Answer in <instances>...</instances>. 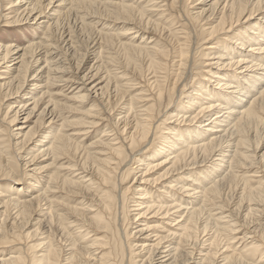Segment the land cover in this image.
<instances>
[{
	"label": "bare ground",
	"instance_id": "obj_1",
	"mask_svg": "<svg viewBox=\"0 0 264 264\" xmlns=\"http://www.w3.org/2000/svg\"><path fill=\"white\" fill-rule=\"evenodd\" d=\"M107 1H99L100 3L104 2L102 4H104L103 9L105 8L104 13L106 15L100 13L104 17L115 19L116 22L123 21L125 27L129 26L124 30L128 33H126L127 35H138L140 31L134 32L137 27L134 26L135 22L133 20H135L137 12L141 15L143 13L135 9L137 6L133 5L134 0H121L122 2L119 5L113 4L112 0ZM157 1L149 0L150 3L152 2V7L162 8L163 6L155 5L157 3L154 2ZM188 1L190 4L191 0ZM99 2L97 0H9L10 7L7 10H13L12 12L17 13V15L22 10L27 20L30 19L33 22L42 20L47 17L48 10L52 12V14H49L52 20H48L49 23H41L42 26L39 28H41L40 33H42V36H39L35 41L26 40L25 45L17 47H13L11 43L3 44L0 42V60L4 61L3 64H6L9 70L7 75H12L11 78L0 76V81H6L0 84V90L7 89L5 99L8 100L25 96L23 97L24 101L20 102L19 105L13 102L6 116L0 119V159L6 152L4 150H9V146L2 142L3 135L7 130L2 128L1 123L9 120L8 125L13 126L18 121L19 116L23 114L25 115L24 123L30 122L31 118L36 116L37 120L42 121L43 118L45 119L42 134L39 132L33 134V130L30 128L23 134L20 141L23 143V148L24 146H33L31 151L33 158L27 162V166H36L34 163L39 162L41 159L48 163L40 168L34 167L30 171L35 174L32 176V179L36 181L33 188H37V194H32V201L20 200L19 196L24 188H20L18 194L13 193L11 196L8 195L11 193L9 192L10 188L9 191L0 188V195L3 194L0 199L4 197L0 204L5 207L4 212H7L10 206L15 205L19 208V210L17 209L19 214L24 218L31 216L27 211L30 214L42 217L37 220V224L34 226V238H42L28 247L29 250L35 253L34 258L30 259L28 255L26 256L27 253L26 251L23 252V249L21 252L9 254L8 258H2L1 264H236L245 260L247 264L249 262L264 264V254L261 252L263 248L261 244L255 241L256 239L248 242L246 246L244 245L245 247L241 253L236 255L238 260L241 259L239 261L229 253L220 255L217 258L216 255L220 251L216 254V250L214 251L212 247L203 249V245L200 244L202 242L199 243L197 239L200 217L209 208L221 210L219 215L215 216L216 221L228 220L225 222L228 225L233 223L231 215L236 216L234 212H231L233 208L231 211L229 210L230 213L228 212L231 215H228L225 212L227 208L223 206L226 203L223 205L221 203L226 191L228 194L231 191L235 192L237 214L243 213L245 219L257 217L264 221V152L261 155L258 152L262 141H264V136L261 137L264 133L262 127L264 126V0H202L201 3L199 2L203 6L199 8L197 13L195 12L193 19L202 24L201 31L196 32L189 29L186 34L185 45L180 49L178 47V68L180 72L176 76L175 83L173 82V89L177 88L176 85L179 81H182L183 75L186 76L187 74V77H191V79L199 75L193 72L194 59L191 55L194 52L192 53V43L193 46L202 40L212 43L208 51L203 53L202 56L204 58L213 57L209 59L210 64L208 65L214 67L215 71H208L209 79L196 83L197 87L195 86L191 90L186 98L187 102L175 110L165 112L167 114L164 113L167 115L165 123L169 122L165 125L172 123L174 125L170 126L169 129H164L167 131L165 134L162 133V129L161 146L158 147V150H155L153 155L143 160L137 159L135 155L148 149L153 139V137L151 139V133L153 134L157 123L154 122L161 116L163 117L157 102L158 100L160 102L164 97L162 89L158 92L156 103L143 107L145 108L142 111L143 113H137L138 109L135 104L137 101L140 103L142 97L134 96L135 98L129 102L126 111L129 115L124 118V122L129 123V120L128 122L126 120L133 113L134 130L127 137L130 141L128 144H114L116 139L112 140L111 137L114 136L117 129L107 127L100 133L99 139L93 142L89 148H84L83 144L79 142L80 140L77 141L79 137L81 139L86 135L81 134V132L87 131V129L77 130L76 133L70 135L64 132H67L66 130L71 127L76 128L85 124H90L95 128L99 120L89 123L87 117L84 116L79 124L68 121L62 114V111L66 110V106L59 103V100H56V95L53 94V90L60 87L62 82L71 81L68 75L69 70H65L66 67L64 68L61 61L63 56L61 57L58 53L60 51H58L59 47L56 45L57 30H61L60 27L62 22L66 20L65 18L72 17L71 15L80 18L83 16L80 15L81 10H93ZM164 2L168 4L165 7H170V4L171 7H176L179 0H163L161 3ZM169 2L171 3L169 4ZM191 4H194V2H191ZM142 7L144 8V6ZM97 8H95L96 11H98ZM145 10L147 9L145 8ZM87 12L90 13V11ZM147 13L149 12L147 11ZM163 14L162 12L158 15L163 16ZM92 15L94 16V14ZM49 16L48 19H50ZM183 17L185 18V16ZM257 18H260V23L239 29L243 24ZM140 19L139 17L137 22H141ZM81 20V24L86 22L85 19ZM142 22L144 23V19ZM87 25L88 23L84 24V26ZM158 26L159 23L155 27L158 28ZM89 27L92 29L93 26ZM154 28L151 30H154ZM160 28L163 30L162 27ZM142 32L141 37L145 39L147 35L144 34L143 28ZM108 35L109 37H105L111 43L113 41L112 37H110V34ZM69 36L67 35L64 38V35H62L61 39L63 41L67 38L70 39ZM133 42L121 45L125 52L122 53L128 57L130 63L136 64L138 62L141 66V62L147 59L149 69L153 68L155 71L166 70L167 58H171V53L168 50L158 43L151 44L153 46L150 48L147 43L142 46ZM108 48L106 47V49ZM96 56L98 57V52H96ZM58 57L60 59L57 60ZM191 58L193 61H191ZM84 59L86 58L84 57ZM213 61L217 62L211 63ZM134 68L136 70L138 66L137 68L134 66ZM32 73H34V77H32L34 83L31 85L32 88L29 89L26 86H28V77ZM98 73L96 72L95 76ZM85 75V77L79 79L82 83L76 82L81 84L80 89L85 93L76 92L72 97L73 100L85 101L90 97L91 90L88 87L91 83L89 82L96 77L92 76L88 79L87 74ZM15 80H17L16 86H14L15 83H12ZM100 85L99 83L96 84L92 87V90L97 89ZM107 88L108 86H106V91ZM12 89L15 93L9 96ZM104 89L100 87L99 90L104 93ZM123 91L125 92V90ZM1 98L4 97L1 96ZM169 100H171V97H169ZM11 113H14V115L9 116ZM23 129H20L21 132H23ZM260 129L263 130L262 134ZM11 131L13 132L12 127ZM40 144H42L41 147H39ZM140 145L143 147L138 150ZM82 152L84 155H81ZM8 154L10 155V153ZM77 156L81 157L80 163H77ZM5 157L7 158V156ZM64 160H66V166L61 168L65 172L64 175L57 172L59 168L52 174L48 172L51 169H56L59 163ZM5 163L7 165L9 161ZM11 163H13L12 160H10ZM81 163L82 165L79 167L78 164ZM132 163L136 166L133 167ZM138 174L140 175L138 176L139 180L137 179ZM132 175L134 180H138L137 184L139 185L125 186ZM28 178L31 177L27 176ZM41 181H44L42 188L39 185ZM168 181L171 182L167 183L164 189L157 191L159 196H156L149 189L148 184H152V186L164 185ZM66 187L75 189L71 194V198L75 199L73 200L75 206L64 212L60 208L57 209L59 206L57 202L58 191L61 192ZM137 196L139 197L136 198ZM228 196L230 197L231 194ZM132 212H136V215H132ZM225 214L227 215L224 216ZM0 215L3 216L4 214L0 213ZM5 221L4 223H6ZM164 221L170 224L168 226L172 228L171 231H166L162 227ZM245 221L244 224L247 223ZM4 223L1 222L2 228L4 225L7 226V223ZM131 225H136L133 232L131 230L133 226ZM213 226L216 225L213 224ZM236 226L235 223L229 226L230 236L233 240L254 239L252 235H255V233H244L243 230L239 231ZM74 227L80 232L76 233ZM262 227L264 229V226ZM12 231L14 233V230ZM31 233L33 234V231ZM32 234L28 233L27 236ZM74 234L75 236H73ZM240 234L243 235L239 237ZM16 238L21 241L18 235H16ZM134 239L141 241H139L140 243L131 242ZM81 240L83 241L80 242ZM60 242L63 244H60Z\"/></svg>",
	"mask_w": 264,
	"mask_h": 264
},
{
	"label": "rangeland",
	"instance_id": "obj_2",
	"mask_svg": "<svg viewBox=\"0 0 264 264\" xmlns=\"http://www.w3.org/2000/svg\"><path fill=\"white\" fill-rule=\"evenodd\" d=\"M97 1L99 2L102 0H97ZM105 1H107V0H104V2ZM143 1L144 0H134V2H133V5L137 6V8H135V9L138 11H141L143 13V15H141L139 12H137L136 13L137 16H135V18H134L135 20H133V22H135L134 26L137 27V30L136 31L134 30V32L140 31V33L138 35H136V34L127 35L128 33L124 32V30L126 28H128L129 26L125 27V24L122 23L123 21L122 22L121 21L116 22V20L111 18V17L110 18L106 17V16L104 17L103 15H106V13H104L105 8L103 9L104 4H102L104 2H101V3L99 2L95 6V8L98 7L97 8L98 11H96L95 8H93V10L92 9H85V8H84L85 10H81L80 15H83V16H81L82 18L81 17L80 18L85 19V21H86L82 24H81L82 20L75 15H71L73 18L72 17L65 18L66 20H64L61 24V27H60L61 30L58 29L57 33H56V38H57L56 45L59 47L58 51H60V52H58V53L60 54L61 57L63 56L62 60H61L63 63L61 61L60 62L64 65V68L66 67L65 70H67V71L69 70L68 75L70 76L71 81L68 80L66 83L62 82L61 86L58 85L60 87H56L53 90V94L56 95L55 96L56 100L57 101L59 100V103L66 106V110H63L62 114H63V117L67 118L68 121L74 122L75 124H79L82 120V117H84V116L87 117L86 119H88L87 121L89 123L91 121H94V120L95 121L99 120L98 125L95 128H93L90 124H85L83 126H78L76 128L71 127V128H69V130H66L67 132H64V133H67L68 135H70V134L76 133L77 130L87 129V131H83L86 133L81 132V134H86V135L85 136L82 135L83 137L81 139L79 137L77 139V141L80 140L79 142H81V144H83L84 148H89V146L92 145L93 142H95L99 139L100 133L107 127H110V128L112 127V128L117 129L116 133H114V136L111 137L112 140L116 139L114 141V144H120V143L128 144L130 141H129V139H127V137H129L134 130V120L132 117L133 113H131L129 118L126 120L127 122L129 120V123L126 124V122H124V118L129 115V113L126 112L128 107H129V105H128L129 102H131V100L134 99L136 96L142 97V100H140V103H138L139 101H137V103H135V104H136V107L138 109V110L136 109L137 113H143L142 111L145 109L143 107H148L149 105L156 103L155 100H158V92L160 89H162L164 91V97L160 100V102H159V100L157 102L159 104L158 108L160 109L161 114H163V117L161 116L158 119L161 122H159L158 120H156L154 122V123H156V122L157 123L154 127L153 134L151 133V139H152V137H153V139H152L150 145L148 146V149L147 150L145 149L146 151L143 153L135 155V157L137 159H141V160L148 158L149 156L153 155L155 153L156 149L158 150V147H160L161 143H162V139H161L162 133L163 134L167 133V131H165L164 129H169L170 126L174 125L173 123L169 124V125H165V124L169 123V122L165 123L166 116H167L165 114H167L168 112H170L172 110H175L176 108L182 106L183 103L187 102L186 98L191 93V90L197 85L196 83L199 81L203 82L205 79H209V74L207 73L208 71H210V70L215 71L214 67L212 68V67H210L211 65H208V64H210L209 59H211L213 57L211 56V58H204L202 56L203 53H206L208 51V48H210L212 43L211 42L207 43L206 40H202L199 43H195L196 44L195 46H193V43H192V47H193L192 53L194 52V54L191 55V57L194 59V61H193V59L191 58V61H193L192 67L194 66L193 72H195L199 75L193 79H191V77H187V74H186V76L183 75V77L181 79L182 81H179V83L176 85L177 88L173 89V86H174L173 82L175 83L176 76L180 72V69L178 68V61H179L178 51L180 48H182L185 45L186 38H187L186 34L188 33L189 29L196 31V32L201 31L202 24L199 21L197 22L196 20H194L193 17H194V14H196L197 11H199V8H201L203 6V5L199 4V2L200 3L202 2V0H191L190 4L188 3L189 2L188 0H179V3L177 4L176 7H171V4H170L171 2H169L170 7L169 6L165 7L168 4H167V2L161 3L163 0H158L157 2H154V3H157L155 5L163 6L162 8L152 7V2L150 3L149 0H147V1L145 0L144 2ZM166 1H171V0H166ZM121 2H122L121 0H112V3L116 4V5L117 4L119 5ZM191 2H194V4H191ZM109 3H111V2H109ZM142 6H144V8ZM9 7H10L9 6V0H0V42L3 44L11 43V45L13 47H15V46L17 47V46L25 45L28 40H34L35 41L38 39L39 36H42L41 35L42 33H40L41 28H39L40 26H42L41 23L42 22H48V20H52L51 16H49L50 13L52 14V12H50V10H48V12L46 14L47 17H45L42 20L33 22L30 19L27 20V17L25 14L22 13L23 12L22 10H20V13L18 12L19 15H17V13L12 12L13 10H7ZM99 7H100V9H99ZM145 8L147 10H145ZM156 9H159V10H156ZM87 11H90V13ZM93 11H95V12H93ZM147 11L149 13H147ZM91 12H92V14H94V16L91 14ZM100 12H102L103 15ZM162 12L164 13L163 16L158 15L159 13H162ZM86 14H88V15H86ZM48 16L50 17V19H48ZM183 16H185V18ZM139 17L141 18L140 19L141 22H137V21H139ZM143 19H144V23L142 22ZM145 19H146V21H145ZM259 19L260 18H257L256 20L253 19L249 23L243 24L239 29H241V28L244 29L248 25L258 24V23H260ZM150 20L154 21V22L152 23ZM85 23H88V25L84 26ZM145 23H146V25H145ZM155 23L156 24L159 23L158 28L155 27L156 26ZM140 24H141V26H140ZM89 26H93L92 29ZM146 26H147V28L144 29ZM160 27H162L163 30H161ZM142 28L144 30V34L147 35V36H145V39H143V37H141V34H143ZM153 28H154V30H151ZM106 33L110 34V37H112L111 39L113 41H111V43L109 42L110 40H108L106 38V37H109L108 34L105 35ZM100 34H102V35H100ZM62 35H64V38H65V36L70 35L69 36L70 39L67 38L63 41L61 39ZM106 40L110 43L109 46L107 45L108 42ZM67 41H68V43H67ZM116 41H118L119 43ZM133 41L135 42L136 45L141 44L142 46L146 45V43H147L148 47H150V48L153 46L151 44L158 43L160 46H163L166 50H168L171 53V58H167L166 70L155 71L153 68L149 69L147 67L148 66V60L147 59H145L144 62H141L142 63L141 66L138 64V62L136 64L130 63L128 60V57L125 54H123L125 52H124V48L121 45L123 43L129 44V43H132ZM112 42H113V44H112ZM113 46H114V48H113ZM70 47H71V49H70ZM106 47H109V48L106 49ZM110 47H112V48H110ZM178 47H179V49H178ZM68 48H69V50H68ZM102 48H103V50H102ZM170 49H173V50H170ZM97 50H100V51H97ZM102 51H104V52H102ZM96 52H98V57L100 59L96 56ZM106 52H108V53H106ZM101 53H102V55H101ZM86 55H88V56H86ZM125 56H126V58H125ZM84 57L86 59H84ZM95 57L97 58V60ZM0 59H1V57H0ZM58 59H60V57H58L57 60ZM205 59H207V60H205ZM3 62L4 61L0 60V76L11 78L12 75H7L9 70H8L6 64H3ZM216 62L217 61H213L211 63H216ZM1 63H2V65H1ZM143 63H144V65H143ZM127 65L129 66V68ZM142 65H143V67H142ZM134 66L136 68L138 66V68L135 70ZM79 67L81 68V70ZM101 67H102V69H101ZM77 68H79V69H77ZM200 68H202V69H200ZM97 69H99V70L101 69V70L99 71ZM96 72L97 73L99 72V73L95 76ZM155 72H157V74H155ZM34 73L30 74V76L28 77V86H26V87H28L29 89L32 88L31 85H33V83H34V81H32L34 79V78H32V77H34ZM76 73H78V74H76ZM187 73H188V71H187ZM85 74H87L88 79L92 78V76L96 77V78L94 77L95 78L94 80L91 79V82H89V83H91L88 87V89L91 90L90 97L85 101H81L79 99L73 100L72 97L74 96V94H76V92L81 91L82 94L85 93L83 90L80 89L81 84L76 83L79 81V79H81L82 77H85L86 76ZM111 77H112V79H111ZM116 77H119V78H116ZM76 78H78V79H76ZM128 78H130V79H128ZM67 79H69V78H67ZM15 81L12 82V83H15L14 86L17 85V80H15ZM4 82H6V81H0V84L4 83ZM69 82L71 83V85H69L70 84ZM79 83H82V82L79 81ZM98 83L101 85L97 89L92 90V87L96 86V84L98 85ZM107 83L110 85H108ZM104 85L108 86L107 91H106V86H104ZM74 86L75 87L77 86V87L75 88ZM78 86H80V87H78ZM160 86H162L163 88L162 87L160 88ZM100 87L105 88L103 90V91H105L104 93L101 90H99ZM123 90H125V92ZM0 91H1L0 93L2 94V95L1 94L0 95L2 97H4V98H1V96H0V104H1L0 105V109H1L0 110V119H1V117L4 118L6 116L9 108L13 105V102H16V104L19 105L20 102L24 101L23 97H25V96H21V97L18 96L12 100L11 99L8 100V99H5L6 98L5 94L7 93L6 92L7 89L0 90ZM118 91H120V93H118ZM121 91H123L124 93L122 92L123 93L122 94ZM176 92H177V94H176ZM13 93H15V91L12 89L11 93H9V96H11ZM155 95H156V97H155ZM166 97H167V100H166ZM169 97H171V100H169ZM164 102H165V104H164ZM165 112H167V113H165ZM13 115H14V113H11L9 116H13ZM138 115H140V114H138ZM24 118H25V115H23V114L21 116H19L18 121L16 122L15 125L13 124V126H11V124L8 125L9 120H5L4 123H1L2 128L4 130H7L4 133V135H6V136L3 135L2 142H5V144H7L9 146V150L5 149L4 150V151H6V152H4L5 155L3 154L2 159H0V188H4L6 190H8L10 188L11 190L10 191L8 190L9 192H11L8 194L10 196L13 195V193L18 194L19 189L24 188V191L22 190L23 192L19 196L20 200L25 201L24 199H26V201H28V200L32 201L33 200L32 194L36 193L37 188H33L34 183L36 181L32 179L33 178L32 176H34L35 174L31 173L30 171H32V169L34 167H37V168L43 167L48 162L42 161L43 159H41L39 162L34 163V165H36V166H31V167L29 165L27 166V162H29L33 158V156H32L33 154H31L33 146H31V147L30 146H27V147L24 146V148H23V143H21L20 141L22 139L23 134L26 133L30 128L33 130V134L35 132H37V133L39 132L40 134H42L44 132L43 124H44L45 119L43 118L42 121L37 120V116H36L34 118H31L30 122L24 123ZM119 118H120V121H119ZM158 124L161 127H159ZM157 126H158V128H156ZM11 127H12L13 132L11 131ZM262 127L264 128V126H262ZM21 128H24L22 130L23 132H21V130H20ZM131 128H133V129H131ZM263 128H261V129H263ZM123 129L126 130L128 133L126 131L124 132ZM162 129H163V132L161 133ZM261 129H260V132L262 134L263 130L261 131ZM41 131H42V133H41ZM19 133H21V134H19ZM158 133H160V134H158ZM12 136H14V137H12ZM263 136H264V133L262 134L261 137H263ZM118 138H119V140H117ZM123 140H124V142H123ZM152 142L154 145L152 144ZM41 146H42V144L39 145V147H41ZM139 147H138L139 148L138 150H140L143 146L140 145ZM259 148L260 149L258 150V152H259V155H261L264 152V141H262V145H260ZM7 151H9L8 153H10V155L7 153ZM81 155H84L83 152L81 153ZM5 156H7V158ZM10 157H11V159H10ZM77 159H78L77 163H80L81 157L77 156ZM10 160H12L13 163L10 164ZM6 161L7 162L9 161V163H7V165L5 163ZM44 162H46V163H44ZM2 163H4V164H2ZM81 165H82V163L78 164L79 167H81ZM65 166H66V160L61 161L56 169H51L48 172L50 174H52L54 171H57V169L59 168V171H57V172L61 175H64L65 172H63L62 171L63 169H61V168L65 167ZM132 166L135 167L136 165H134L132 163ZM125 171H126V169H125ZM27 176L31 177V178L27 179ZM138 176H140V175L139 174L137 175V179L139 180ZM135 181L136 180H134V177L132 175L128 179V182L126 183L125 186H127V187L138 186L139 184H137V181L136 182ZM169 182H171V181L165 182L164 185L152 186V184L151 185L148 184V186H149V189L156 196H159L157 191L159 189H164L165 185H167V183H169ZM39 185L42 188V186L44 185V181H41ZM73 191H75V189H73L71 187H66L61 192L58 191L59 196H58V202L57 203L59 204V206L57 207V209L60 208L62 211L65 212V210L67 211V209H69L70 207L75 206V204L73 203V200H75V199L71 198V194ZM226 192H224L225 198L223 197V200L221 201L222 205L224 203H226L223 205L225 208H227V209L224 208L226 210L225 212L228 214V212L230 213L231 209L233 208L231 212H234V214H236V216L238 217V219L236 220V218H237L236 216L234 217V215L228 214V215L232 216V220H233L232 224L235 223L237 225L236 227L239 229V231L243 230L244 233H247V232H251L253 234L255 233V235H252V237L254 236V239L253 238H251L250 240L246 239L245 241H241L239 239L233 240L232 236H230V227H229L232 224H230V225L225 224V222L228 220L216 221L215 216H218L221 210L219 211V209H217V208H216L217 210H215V209L213 210V209L209 208L200 217L199 227H198L199 230H197V235H198L197 239L199 240L198 242L199 243L202 242L200 244L203 245V249L204 248L209 249L212 247V249L214 251L216 250L215 251L216 254L219 253V251H220L221 254L220 253L217 254L216 255L217 258H218V256L220 257V255H223L225 253H229L230 255L231 254L233 255L234 259L238 260V257L236 255H239V253H241L242 249L248 244V242H251L252 240L256 239L255 241L258 244L262 245L263 250L261 252H263V254H264V242H263L264 241V231H263L264 229L262 227V226H264L263 219L257 218V217H255V218H253V217L249 218L248 217L247 218L248 220H247L244 218L243 213H241L242 215L237 214V211H236L237 205L235 202L236 199L234 196L235 192H233V191L229 192V194H231L230 197L228 196L229 195L228 192L227 193ZM2 195L3 194H1L0 196H2ZM180 196L186 198L185 196H182V195H180ZM138 197L139 196H137L136 198H138ZM3 198H1L0 201ZM7 198H9V197H7ZM12 198H13V196H12ZM130 198H131V196H130ZM231 199H234V200H231ZM6 200H8V199H6ZM133 201H137V200H133ZM14 206L15 205L10 206L9 207L10 210L8 209L7 212H4L5 207L0 204V213L4 214L3 216L0 215V218H1L0 219L1 220L0 226L2 225L1 222L4 223L5 220H6L5 222L7 223V224L4 223L7 225L6 227H5V225L3 228H2L3 225L0 227V233L2 234V235L0 234V237L3 236L0 238V264H1L2 258H5V257L8 258L9 254L14 253V252H21L23 249H24L23 252L26 251V253H27L26 256L28 255V257H30V259H33L35 253L32 250H29L28 247L30 245H34V243H36L37 241H39L40 238H42V237H40V238L35 237L34 238V229H35L34 226H35V224H37V220L39 218H42V217H39L35 214H30V212L27 211V213L31 216L24 218L23 216H21L19 214V212H18L19 208H17L16 206L14 207ZM11 209H12V211H11ZM132 209H134V208H132ZM209 214H210V218H209ZM227 214H225L224 216H226ZM132 215H136V212H132ZM205 215H206L207 219H206ZM5 216H6V218H5ZM3 218H4V220H3ZM210 219H212V220H210ZM242 220H243V222H242ZM10 221H11V223H10ZM229 221H231V220H229ZM244 221H245V223L246 222L247 223L244 224ZM8 223H9V225H8ZM250 223H251V225H250ZM10 224H12L11 225L12 227L10 226ZM213 224L216 226H213ZM260 224H261V226H260ZM141 225L139 226V229H140ZM168 225H170V224L167 223L166 221H164V224L162 225V227H164L166 229V231L167 230L171 231L172 228H169ZM211 225H212V228H211ZM238 225H241V226H238ZM131 226H133L131 228L132 232L135 231L136 225H131ZM257 226L259 227V229ZM10 227L12 228V230H14V233ZM9 228L11 231L8 230ZM252 228H253V230H252ZM73 229L76 231V233L80 232V230H77V228H75V227ZM73 229H71V230H73ZM74 230H73V233H75ZM129 230H130V228H129ZM32 231H33V234L31 233ZM254 231H256L257 233L259 231L258 235ZM15 232H16V234H15ZM215 232H216V234H215ZM28 233H30L32 235L27 236ZM13 234H14V236H12ZM157 234L164 235L162 233H157ZM16 235L19 236V239L21 241H18V239L16 238ZM241 235H243V234H240L238 236L241 237ZM73 236H75V234ZM21 237H22V239H21ZM200 239H201V241H200ZM82 241L83 240H81L80 242H82ZM139 241H141V240H137V239L131 240V242H134V243H140ZM17 242H21V243H17ZM220 243H221V245H220ZM25 244H26V246L24 247ZM60 244H63V243L60 242ZM209 245H211V246H209ZM9 246H11V247H9ZM228 248H230L231 250ZM228 250H229V252H228ZM230 251H231V253H230ZM239 260H241V259H239ZM255 261H256V259H255ZM263 261H264V259H263ZM241 263L247 264V261L246 260L245 261H239L236 264H241ZM257 263L258 262H251V263L249 262L248 264H257Z\"/></svg>",
	"mask_w": 264,
	"mask_h": 264
}]
</instances>
